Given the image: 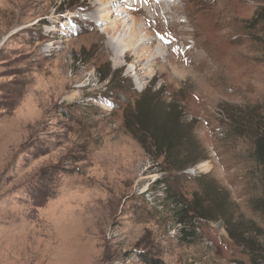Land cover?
Instances as JSON below:
<instances>
[{
    "label": "rangeland",
    "instance_id": "rangeland-1",
    "mask_svg": "<svg viewBox=\"0 0 264 264\" xmlns=\"http://www.w3.org/2000/svg\"><path fill=\"white\" fill-rule=\"evenodd\" d=\"M263 8L0 0V264H264ZM143 98L205 160L180 170L145 147Z\"/></svg>",
    "mask_w": 264,
    "mask_h": 264
},
{
    "label": "trees",
    "instance_id": "trees-1",
    "mask_svg": "<svg viewBox=\"0 0 264 264\" xmlns=\"http://www.w3.org/2000/svg\"><path fill=\"white\" fill-rule=\"evenodd\" d=\"M147 104L148 102H146L144 98L137 103L138 110L135 112L136 121L133 122L134 128L130 127L133 134L145 147H148L147 145L150 143L159 154L166 156L165 162L169 166L180 170L205 160V156L192 157L194 154L198 153V146L196 142H194V137L191 132H189V129L187 133L184 130L185 128L183 126L185 125L180 123V117L176 118L175 111L163 115L165 118H159L158 115L161 112L157 113V111L151 110L150 106L148 107ZM254 128L252 156L261 172L262 189L264 193V123H256ZM261 205L262 211H264V196L261 199ZM186 211L187 213H185ZM191 211L189 206L186 205L179 223L191 225L193 218L196 217V215H189ZM198 216L202 217L206 215L199 213ZM187 227L188 226H185L183 231H185ZM186 235L192 236L193 232H187ZM230 235L239 242L232 232H230ZM144 259L147 263L158 264L157 260H148V258L145 257Z\"/></svg>",
    "mask_w": 264,
    "mask_h": 264
},
{
    "label": "bare ground",
    "instance_id": "bare-ground-1",
    "mask_svg": "<svg viewBox=\"0 0 264 264\" xmlns=\"http://www.w3.org/2000/svg\"><path fill=\"white\" fill-rule=\"evenodd\" d=\"M152 1V0H151ZM168 1H170V0H168ZM177 1V0H176ZM178 2H179V0H178ZM160 3V2H159ZM162 4H163V2H162ZM160 5V4H159ZM123 6V5H122ZM162 8V7H161ZM177 8V12H178V14H180V12H181V10L183 9V7H181V6H177L176 7ZM126 9H127V11L129 12V10H128V6L126 7ZM175 9V8H174ZM119 10V9H118ZM117 10V11H118ZM120 10H121V12H127L123 7H121L120 8ZM119 10V11H120ZM163 10V9H162ZM113 12V11H112ZM162 12H164V11H162ZM164 14V13H163ZM170 14H171V12H170ZM92 17H94V15H92ZM100 17L102 18V19H104V21H105V18H106V15H104L103 14V12H102V14L100 15ZM171 17V16H170ZM164 18H165V16H164ZM171 18H173V19H175V21L176 20H180V18L177 16V15H174V16H172ZM96 19V18H95ZM132 20H134V24L135 25H132V28L131 27H129L128 29H130L131 30V35L132 34H134V36H136L137 34L136 33H138V31H139V28L137 27L138 26V23H139V21H138V19L136 18V17H132ZM172 21V20H171ZM170 21V22H171ZM174 21V20H173ZM188 22V21H187ZM173 23V22H172ZM179 23V22H178ZM177 23V24H178ZM170 24V23H169ZM176 24V23H175ZM120 27H121V23H117V21H116V25L114 26V28H116V31H118L119 29H120ZM180 29V28H179ZM137 40V36H136V38L134 37V42H133V46H136L137 45V43H138V40ZM180 40H182V39H180ZM177 42V41H176ZM149 43V42H148ZM148 43H144V44H141V45H139L138 47H137V50H138V52H139V50L141 49V48H143V49H145L146 51H147V45H148ZM185 44V43H184ZM126 45V44H125ZM186 45H187V43H186ZM131 46V44H127L126 45V47H128V48H131L130 47ZM135 48V47H134ZM182 48V47H181ZM186 48V47H185ZM131 50V49H130ZM185 50H187V49H185Z\"/></svg>",
    "mask_w": 264,
    "mask_h": 264
}]
</instances>
